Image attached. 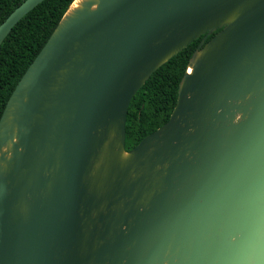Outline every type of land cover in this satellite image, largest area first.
<instances>
[{
  "label": "water",
  "instance_id": "95a60500",
  "mask_svg": "<svg viewBox=\"0 0 264 264\" xmlns=\"http://www.w3.org/2000/svg\"><path fill=\"white\" fill-rule=\"evenodd\" d=\"M73 4L0 119V264H264V0ZM199 39L128 151L132 100Z\"/></svg>",
  "mask_w": 264,
  "mask_h": 264
},
{
  "label": "trees",
  "instance_id": "16d2710c",
  "mask_svg": "<svg viewBox=\"0 0 264 264\" xmlns=\"http://www.w3.org/2000/svg\"><path fill=\"white\" fill-rule=\"evenodd\" d=\"M25 1L0 0V25ZM74 1H44L17 24L0 47V119L17 84ZM200 42L201 39L194 41L155 71L132 100L126 125L128 151L170 119L178 101L179 85Z\"/></svg>",
  "mask_w": 264,
  "mask_h": 264
},
{
  "label": "bare ground",
  "instance_id": "6f19581e",
  "mask_svg": "<svg viewBox=\"0 0 264 264\" xmlns=\"http://www.w3.org/2000/svg\"><path fill=\"white\" fill-rule=\"evenodd\" d=\"M80 2H82V0H76V2L73 4L72 8L77 7Z\"/></svg>",
  "mask_w": 264,
  "mask_h": 264
}]
</instances>
